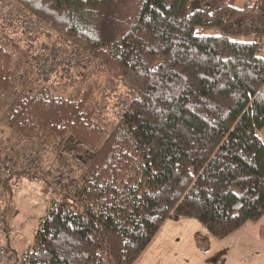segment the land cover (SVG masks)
<instances>
[{
  "label": "trees",
  "instance_id": "1",
  "mask_svg": "<svg viewBox=\"0 0 264 264\" xmlns=\"http://www.w3.org/2000/svg\"><path fill=\"white\" fill-rule=\"evenodd\" d=\"M12 1L0 137L83 171L0 264H135L172 215L217 239L263 219L264 0Z\"/></svg>",
  "mask_w": 264,
  "mask_h": 264
},
{
  "label": "rangeland",
  "instance_id": "2",
  "mask_svg": "<svg viewBox=\"0 0 264 264\" xmlns=\"http://www.w3.org/2000/svg\"><path fill=\"white\" fill-rule=\"evenodd\" d=\"M244 1L238 0L237 5L241 6ZM13 2L0 0V16L11 24L25 22V11L21 7L16 12ZM8 141V136L0 137V143L6 146H0V210L4 218V223L0 221V242L9 239L11 249L22 253L31 246L41 218L58 196L57 191L68 192L77 183L76 177L83 167L75 161H70L71 166H57L49 152L17 154L14 148L6 150ZM16 144L17 137L10 145ZM68 151L72 153L74 147ZM37 156L41 164L35 171ZM27 171L46 178H26ZM262 225L264 217L225 239H217L198 220L172 215L135 264H264V240L259 230ZM7 252L9 255V250Z\"/></svg>",
  "mask_w": 264,
  "mask_h": 264
},
{
  "label": "built area",
  "instance_id": "3",
  "mask_svg": "<svg viewBox=\"0 0 264 264\" xmlns=\"http://www.w3.org/2000/svg\"><path fill=\"white\" fill-rule=\"evenodd\" d=\"M13 4H14V7H15V11L16 12H18V9H20L18 6H17V4L15 3V2H13ZM18 13H16V15H17ZM25 14V13H24ZM4 19H5V17H4ZM41 67H42V71H43V73H44V63L43 62H41ZM44 75H46L45 73H44ZM0 230H2V225L0 224ZM1 256H3V257H1ZM8 258V252H7V250L6 249H4V248H2L1 246H0V262L2 261V260H5V259H7Z\"/></svg>",
  "mask_w": 264,
  "mask_h": 264
},
{
  "label": "crops",
  "instance_id": "4",
  "mask_svg": "<svg viewBox=\"0 0 264 264\" xmlns=\"http://www.w3.org/2000/svg\"><path fill=\"white\" fill-rule=\"evenodd\" d=\"M5 240H6V238H5ZM10 241H11V240L8 239L6 242H7L9 245H11V244H10ZM13 250H17V249L14 248Z\"/></svg>",
  "mask_w": 264,
  "mask_h": 264
}]
</instances>
